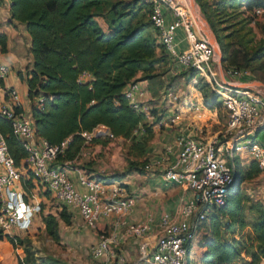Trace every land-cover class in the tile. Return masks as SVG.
Segmentation results:
<instances>
[{"label": "trees", "instance_id": "obj_1", "mask_svg": "<svg viewBox=\"0 0 264 264\" xmlns=\"http://www.w3.org/2000/svg\"><path fill=\"white\" fill-rule=\"evenodd\" d=\"M195 1L222 50V61L225 62L222 68L233 66L246 70L248 65H233V59L226 64L227 50L217 28L216 11L201 0ZM235 1L249 23V11L264 10V0H231V3ZM9 2V22L23 24L29 36L31 62L24 68L25 75L18 73V76L27 86V98L31 102L29 118L34 134L52 145L67 140L66 148L57 155L54 163L63 165L78 160L87 141L106 145L108 135L93 136L90 140L82 135L92 133L99 126H105L108 134L131 142L130 149L137 156L146 154L152 132L145 122L144 113L129 105L123 89L129 82L140 80L141 74L146 79L159 61L168 62L149 15L148 28L139 21L125 23L124 16L131 14L133 3L110 4V26H107L108 32H104L96 20L95 11L109 0ZM138 2L140 7L149 11L143 0ZM226 7L229 9L230 5L227 3ZM225 36L228 38L227 34ZM5 43V35L0 34L2 52L5 51ZM252 59L263 60L264 50L256 49ZM85 73L90 75V79L81 80ZM194 75V71L185 75L183 94L176 100L179 113L184 114L195 106H201L208 114L214 113L219 106L224 109L213 88L200 79L194 83ZM255 80L262 82L260 78ZM16 111L20 109L16 107ZM0 136L15 167H23L26 152L21 142L12 135L9 122L4 118H0ZM231 160L234 179L224 204L211 208L207 214L204 222L207 232L202 237L200 264H264V203L260 199H251L241 188L245 179L259 176L260 170L254 161L246 163L238 155H233ZM136 166L135 161H129V170L136 169ZM134 171L139 172L138 169ZM122 178L111 176L101 180ZM19 184L26 194L24 200L31 198L35 185L28 172L20 175ZM70 217V211L62 204L59 219L69 224ZM42 221L47 234L58 240L56 216L46 213ZM0 241L15 246L22 239L0 229ZM242 254L249 259L242 261ZM17 264H20L19 261Z\"/></svg>", "mask_w": 264, "mask_h": 264}, {"label": "built area", "instance_id": "obj_2", "mask_svg": "<svg viewBox=\"0 0 264 264\" xmlns=\"http://www.w3.org/2000/svg\"><path fill=\"white\" fill-rule=\"evenodd\" d=\"M143 2L149 7V21L168 61L173 67L194 71L195 82L200 78L212 82L213 91L226 111V130L222 135L209 140L181 135L177 138L178 151L173 160H170L172 149L168 147L164 155L152 158L143 167L146 172L160 171L165 181L185 187L192 196L182 204L179 218L173 219L167 213L160 215L152 250L139 262L189 264L194 247L202 244V237L207 232L204 222L208 212L223 205L227 197L234 179L232 156L254 161L264 177V146L256 139L258 131L264 130V96L251 87L245 69L230 66L222 69V78L218 77L212 61L215 44L207 31L200 30L202 23L194 0ZM261 15L264 16L262 9L250 12L251 22ZM178 30L183 32L184 46L177 37ZM8 72L9 68L0 63V79ZM144 93L138 81L129 82L123 89L129 105L147 115L148 110L143 105ZM6 94L10 106H0V118L9 122L12 135L21 142L26 152L21 169L23 173H29L33 184L48 192L69 211L76 212L88 226L95 227L100 220L111 218L115 232L123 228L124 234L133 240H146L152 231L151 223L131 222L127 218L136 198L126 183L101 180L80 171L78 183L83 191L77 189L67 173L74 161L63 165L54 163L57 155L66 148L67 140L52 145L35 136L30 118L16 111V92L11 89ZM82 135L87 140L104 135L111 140L118 139L108 134V130L104 132L103 126ZM19 170L0 136V229L3 232L13 227L27 229L41 211L31 198L24 200L26 194L19 184ZM116 236L101 234L98 237L90 248V264H125L123 256L116 255L112 248Z\"/></svg>", "mask_w": 264, "mask_h": 264}, {"label": "rangeland", "instance_id": "obj_3", "mask_svg": "<svg viewBox=\"0 0 264 264\" xmlns=\"http://www.w3.org/2000/svg\"><path fill=\"white\" fill-rule=\"evenodd\" d=\"M194 2L199 17L201 18L200 23L203 25L200 30L203 32L207 31L213 41L212 43L215 44V52L212 61L214 65L218 63V61L221 65L222 63L225 65V62L222 61V50L217 42V38L209 27L205 16L202 14L195 0ZM201 2L209 4L212 9L216 11L215 19L218 20L217 28L222 38L221 42L224 44V47L226 46L227 50L228 59L226 64H230L229 60L232 61L233 59V65L241 67L248 65L246 68L249 75L248 82H261L255 80L260 78L262 79L261 83L264 84V59L261 60L263 62L259 61V59H252L256 49L257 51L260 49L264 50V16L255 17L254 23L251 22L250 17L249 23V21H247L248 18L240 12V5H238L236 1L231 3V0H201ZM114 3H123L126 5L133 3L134 8L131 14L124 16L125 18L123 21L132 24L139 21L148 28V8L145 9L142 6L140 7L138 0H109L108 3L102 5L95 11L96 20L100 22V25H102L104 29L110 26L109 5ZM227 3L230 5L229 9L226 7ZM249 14L247 15L249 16ZM195 15H197V13ZM197 18L198 17L195 19ZM223 22L224 24H222ZM220 24L223 26H220ZM226 34L228 38L225 36ZM234 59L236 61H234ZM247 59H250V61L247 62ZM171 65L169 61L161 60L159 63L155 64L153 72L149 73L146 79H143L145 77L143 74L138 78L148 82L143 88L145 92L143 96V105H145L148 110V114L145 115V122L152 132V137L147 143L146 154L137 156V153L132 152L130 149L131 142L129 141L118 142L117 140L106 138L105 140L107 143H113V145L107 150V153H110V155H107L103 162H98L96 157L97 155H102V152H97L93 156L91 152L88 153V150L91 148L90 142L88 141V143H85L82 147L78 159H81L80 168H82L83 171L94 174L100 179H107L111 176L118 179V177L122 176L126 178L125 181H128V185H131V187L134 185L132 184L133 180L137 182L141 176V179L145 177V179L140 182L142 185L151 183V179L157 181L159 179V182L164 186V195L160 198L161 203L164 202L165 204L173 205L172 202H178L177 208L171 211V214L174 216L175 212L174 217L179 218L180 208L189 198V195H186L188 190L173 182L165 181L162 177L160 178L155 174H147L146 171L142 169L145 163L152 160V156L149 155L150 146L153 143H159L165 131H196L197 134L194 138H202L204 140H209L215 135L220 136L226 130V112L219 106L215 109L214 113L208 114L204 110H198L200 108L195 106L190 112H196L194 115L192 114L189 119L186 118V115L190 113L188 110L184 114H180V108L176 100L183 94L186 82L185 75L189 71H171ZM252 77L255 79L249 80V78L253 79ZM195 79L196 74L192 80L194 83H197ZM200 80L208 83L209 87L213 88L212 82H208L204 78H200ZM149 96L151 97L150 99L148 98ZM155 134H157L156 137ZM130 160L136 162V169H138L139 172L134 171L136 169L129 170L128 166ZM19 173L20 175L23 174L20 170ZM133 175L134 177H132ZM154 185L150 187L153 191L155 189ZM140 186L137 189L139 194H141L139 189ZM171 188H176V192L179 193L178 200L172 198V195L168 196L167 190ZM241 188L246 194H249L251 199H259L257 197L258 193L260 196L264 195L263 177L259 175L251 179H245L241 183ZM32 193L34 195L33 201L37 202L39 207H41V211L31 220L27 229H21L17 232V235H12L21 238L22 242L20 244L16 243L15 246L9 244L10 246L6 251V256L4 259H0V264H17L18 261L20 264H42L43 262H46V264H90V248L97 242L101 234H109L106 232V229L103 228L100 230L98 226L91 227L86 225L80 217L71 213V211L70 223L66 224L59 219V212L62 207L61 203L55 201L48 192L39 186L35 185ZM50 212L58 219V240H53L52 237L47 234L45 225L42 221L43 215ZM167 212L169 211H162L161 214ZM148 240L152 241L154 237L148 238ZM112 248L115 254L118 255L119 253H117L118 251L116 248ZM194 248L189 264H200L203 256L202 244L198 243ZM246 259H249V257L242 254V261Z\"/></svg>", "mask_w": 264, "mask_h": 264}, {"label": "crops", "instance_id": "obj_4", "mask_svg": "<svg viewBox=\"0 0 264 264\" xmlns=\"http://www.w3.org/2000/svg\"><path fill=\"white\" fill-rule=\"evenodd\" d=\"M9 4H10L9 0H0V34H4L6 37L5 51L2 52L0 50V63L6 65L9 68V72L6 74V76L0 79V106H6V107L10 106L9 97L6 94V91L13 89L17 95L18 108L25 116L29 117L31 102L27 98V86H26L25 81L23 79H20L18 76V73H21L22 76L25 75L24 68L26 65H28L31 62V57L28 53L29 36L26 33L25 27L23 24L9 22ZM100 26L102 27V25ZM102 30L104 32H108L107 27L105 29L102 27ZM183 36L184 35H183L182 30H178L177 37L179 40L181 39L182 46L185 45L184 40H182ZM213 67L218 77L222 78L223 68H222L221 63H219V61L218 63H215V65L213 63ZM172 70H175V72H177L178 70H183V69H180L176 66L173 67L171 65V71ZM88 79H90V75L87 73H85L81 77V80H88ZM138 82L142 89L148 83L145 80H138ZM261 95L263 94L261 93ZM148 98L150 99L151 97L149 96ZM198 108H197L198 110H203L201 106H198ZM195 112L196 111L190 112L189 114L186 115V118L189 119V117H191L192 114L194 115ZM196 134H197L196 131H165V134L160 139L159 143H156V144L153 143L150 146L149 155H151L152 158L159 157L161 155H164V152L169 147L172 149L170 160H173L174 156L176 155L178 151L176 147L177 138L181 135L195 137ZM156 135L157 134H155V137ZM256 138H257V141L264 146V130L258 131ZM116 140L118 142L123 141L121 138H118ZM90 145H91V148L88 150V153L91 152L93 156L97 152H102V155L100 154V155H97L96 157H97L98 162H103L104 158H106L107 155H110V153H107V150L110 149V146L113 145V143H107L106 145H102L99 142H90ZM242 160L245 161L246 163L250 161L249 158H243ZM80 165H81V159L74 161L72 165L69 167V169H67V173H68L69 178L73 181L75 187L79 189L80 191H83V188L78 183V174L80 171H83L82 168H80ZM98 170H102V169H98ZM20 171L23 172L21 168H20ZM146 173L155 174L160 178L162 177V174L160 171L146 172ZM91 175H94V174H91ZM132 177H134V175ZM141 178L142 176L137 180V182L133 180V183H132L134 184L132 185L133 187H131V185H128V181H125L126 178H123L122 181L126 183L127 188L129 189V191L133 193V195L136 198L135 205L127 217L128 220L131 222H148L149 221L151 223L152 231L150 232V235L146 238V240H139V241L133 240L131 237L124 234L123 228L115 232L111 218L100 220L97 223V226L100 230L105 228L106 232H108L110 235H117L116 241L113 244V247L116 248V250L118 251L117 253L123 256L125 264H140L139 260L145 255H147L152 250V245H153L154 240L149 241L148 238L154 237L155 239L156 231L158 230V221H159V217L162 211H169L167 213H169L173 219H177L174 217L175 212L173 216L171 214V211H174L175 208H177L178 202H175V203L172 202L173 205L165 204L164 202L161 203L160 198L162 197V195H164V190H163L164 186L162 185L161 182H159V179L158 181L151 179L150 180L151 183L147 185H144V184L142 185L140 184V182H142L143 179H145V177H143V179ZM263 180H264V177H263ZM152 185L155 186L154 191L150 189ZM139 186H140L139 189H140L141 194L137 192V189ZM167 192L169 194L168 196L172 195L171 196L172 198H176L178 200L179 193L176 192V188H171L167 190ZM186 195H189L188 197L190 198L192 196V193L188 190V193ZM33 196L34 195L32 193L31 195L32 200L34 199ZM257 197L264 203V195L260 196L258 193ZM71 213H74L75 215L80 217L74 211H71ZM19 230L21 229L17 227H13L11 228L9 232H4V233H7L9 235H17V232ZM9 246L10 245L8 242L0 241V259L5 258L6 251L8 250Z\"/></svg>", "mask_w": 264, "mask_h": 264}, {"label": "water", "instance_id": "obj_5", "mask_svg": "<svg viewBox=\"0 0 264 264\" xmlns=\"http://www.w3.org/2000/svg\"><path fill=\"white\" fill-rule=\"evenodd\" d=\"M251 87L254 90L258 91V92L260 91L264 95V85L261 82H252L251 83ZM103 128H104V132H106L107 131V128L105 126H103Z\"/></svg>", "mask_w": 264, "mask_h": 264}, {"label": "bare ground", "instance_id": "obj_6", "mask_svg": "<svg viewBox=\"0 0 264 264\" xmlns=\"http://www.w3.org/2000/svg\"><path fill=\"white\" fill-rule=\"evenodd\" d=\"M203 26V25H202Z\"/></svg>", "mask_w": 264, "mask_h": 264}]
</instances>
